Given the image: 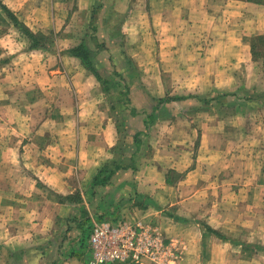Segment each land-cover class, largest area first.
<instances>
[{
    "label": "crops",
    "instance_id": "obj_1",
    "mask_svg": "<svg viewBox=\"0 0 264 264\" xmlns=\"http://www.w3.org/2000/svg\"><path fill=\"white\" fill-rule=\"evenodd\" d=\"M246 94H264V0H0V264H89L85 222L121 218L172 264H264V116L246 125L264 98ZM247 200L248 228L226 209Z\"/></svg>",
    "mask_w": 264,
    "mask_h": 264
},
{
    "label": "built area",
    "instance_id": "obj_2",
    "mask_svg": "<svg viewBox=\"0 0 264 264\" xmlns=\"http://www.w3.org/2000/svg\"><path fill=\"white\" fill-rule=\"evenodd\" d=\"M89 264H172V243L141 219L92 221Z\"/></svg>",
    "mask_w": 264,
    "mask_h": 264
},
{
    "label": "trees",
    "instance_id": "obj_3",
    "mask_svg": "<svg viewBox=\"0 0 264 264\" xmlns=\"http://www.w3.org/2000/svg\"><path fill=\"white\" fill-rule=\"evenodd\" d=\"M8 17L12 20V22L14 23V26L17 27L19 29V31L26 36L30 43H31V47L32 48H37V49H42L45 48L44 44H43V35L42 34H32L28 29H26L21 23H19L17 21L16 18H14L10 13H8ZM253 48V47H252ZM70 54L74 57H77L81 63L84 65V67L88 68L91 72H93L97 79L102 83L103 89H104V93L107 94L109 96V94H112L109 90H114L116 89V87L119 85L118 82L113 81L112 79H102L99 74H97V71L95 69V62H94V58H93V54L92 52L87 48L86 45L84 44H80L76 47H74L73 49L70 50ZM252 54L253 56L259 57L260 53L256 52L254 50V48L252 49ZM119 93V98H121V96L123 95V97L125 96L124 91L123 92H118ZM258 98H264V94H262L260 97H253L251 98V96L247 95L243 98V100H256ZM127 103V102H126ZM89 222H85L84 224V228H88L90 227L91 224H88ZM88 224V225H87ZM227 240V238H226Z\"/></svg>",
    "mask_w": 264,
    "mask_h": 264
},
{
    "label": "rangeland",
    "instance_id": "obj_4",
    "mask_svg": "<svg viewBox=\"0 0 264 264\" xmlns=\"http://www.w3.org/2000/svg\"><path fill=\"white\" fill-rule=\"evenodd\" d=\"M126 48L129 51H133V49H132L133 48V45H131V44L126 45ZM142 62H143L142 59L136 60V63H138L140 65L142 64ZM107 66H109V65H107ZM148 84L155 86L158 83H157V80H155V82H154V79H151L150 82H148ZM250 105H251L250 107H252V110H253V112H251L250 114H252L253 117L251 119H248L247 120L248 121V124H246V125H249V122L256 121L260 116H262V115L264 116V102L262 100L257 101L256 104H255V102H252ZM232 134H234V133H231V131H230V134L229 135H232ZM250 143L252 144L250 147H252L253 150H255V153H258L260 159L262 157L264 159V142L262 143V142H259L257 140H250ZM249 144H248V146H249ZM253 164L251 165L252 168H249V169H251L250 171H252V172L254 171L253 170ZM262 169H264V164H262ZM263 174H264V171H263ZM231 193H233V191H231ZM244 195H245V193L243 191V194L241 196V199H243V196ZM232 199H234V198H232ZM235 199L238 200L239 199V196H236ZM244 199H250V196L247 195V197L244 198ZM233 202H235V201H233ZM229 206H231V207H233L235 209V213H239V214H243L244 215L243 216V217H245L244 226H246L247 228L249 226L252 227V225L254 223V218L253 217H254V210H255L254 209V206H255V204H251L247 200V202H240L239 204L226 205V209H229ZM240 208L242 209V212L240 211ZM231 212H234V211L231 210ZM226 228L227 229L228 228H230V229L235 228V230H233L232 233H235L234 237H237L236 233H238L239 226L238 227L235 226V222H234L233 218L227 217V219H226Z\"/></svg>",
    "mask_w": 264,
    "mask_h": 264
}]
</instances>
